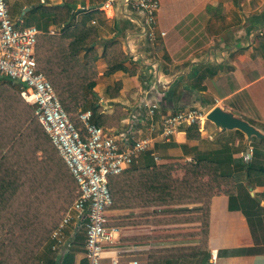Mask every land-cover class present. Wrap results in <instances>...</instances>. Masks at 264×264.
Listing matches in <instances>:
<instances>
[{
	"label": "trees",
	"instance_id": "16d2710c",
	"mask_svg": "<svg viewBox=\"0 0 264 264\" xmlns=\"http://www.w3.org/2000/svg\"><path fill=\"white\" fill-rule=\"evenodd\" d=\"M38 5L37 8L42 7ZM43 9L51 13L54 25L64 26L59 36L40 29L37 69L52 84L71 122L84 132L78 109L85 106L84 110L92 112V120L98 126L122 130L128 110L117 104L113 113L106 114L97 103L87 105L85 100L88 93L96 94V61L99 58L103 57L108 64L107 75L131 71L116 53L121 43H106L103 53L98 55L99 29L90 23L101 12L99 7L79 10L74 2L66 1L64 6ZM79 15L82 20L76 21ZM121 89L122 84L117 82L106 92L114 100ZM185 132L188 140L201 137L197 125L186 128ZM173 143L169 144L175 146ZM261 146L264 140L253 146L248 161L233 158L231 148L225 146L211 153H197L182 165L152 163L132 167L109 178L114 202L111 209L178 207L175 213L189 212L191 216L173 220L200 223V232L195 234L200 246L192 249V253H188L187 248L163 252L173 251V259L180 260L196 259L205 250L206 256L201 257L199 264H210V213L214 197L225 195L229 198V209L244 214L255 239L253 221L255 218L261 224L260 214L264 208L249 190L264 187ZM179 171L183 172L182 176L176 175ZM238 185L245 190L244 196H237ZM79 195L78 183L40 124L36 109L24 100L17 84L0 78V264H77L76 256L83 246L79 240L86 237L85 227L76 230L73 241L63 253L53 250L56 240L52 236ZM189 206L193 208H187ZM167 222L158 221L160 224ZM257 243L256 237L254 250H233L227 254L258 253L263 245ZM171 258L168 256L149 264H161ZM79 264L89 263L82 259Z\"/></svg>",
	"mask_w": 264,
	"mask_h": 264
},
{
	"label": "crops",
	"instance_id": "0c3cea01",
	"mask_svg": "<svg viewBox=\"0 0 264 264\" xmlns=\"http://www.w3.org/2000/svg\"><path fill=\"white\" fill-rule=\"evenodd\" d=\"M159 1L161 8L158 28L167 35L156 48H152L151 57L146 53H139L144 70L139 76L132 78L136 89L134 95H164L161 114L169 115L186 106L184 95L187 93L186 96L195 97V102L200 106L210 110L219 106L264 132V0ZM15 2L18 5L16 17L20 18L22 27L25 23L23 12L37 8L39 3L34 0H14ZM109 13L100 12L92 22L101 19L99 28L102 36L109 33L107 28L115 25L123 41V49L130 53V58H133V54L138 55V51L142 50L137 37L133 35L134 31L141 34L139 26L126 18L119 8L110 13L113 14L112 18ZM223 19L227 20L225 25ZM103 48L100 45L99 52ZM101 61L102 59L99 60ZM165 63L169 68L163 69ZM122 84L120 94L127 93L131 84L125 79ZM94 91H97V87ZM98 97L105 99L100 95ZM109 101L115 103L116 99H107ZM112 107H108L107 114L113 113ZM132 108L130 106L127 110ZM211 125L210 134L217 131L222 135H244L237 130L221 132L214 124ZM185 130L186 128L181 129L173 144L181 148L186 160L191 161L192 157L200 153L198 142H203L204 134L207 133L203 130L199 140H188ZM158 147L159 145L154 153H163L161 158H168V162L155 161L149 152L150 154H142L137 163L147 165L152 162L164 164L175 161L168 154L173 150L172 144H166L161 149ZM177 208L111 209L108 213L109 227L114 228L116 234L112 243L104 244L100 264H149L168 256L172 258L161 264H190V258L176 260L173 259V251L163 252L192 245L184 238L178 242L174 236H164L165 233H170V229L187 232L189 227L201 226L200 223L173 220L191 215L189 212L175 213ZM187 208L192 209L193 206ZM159 220L168 222L160 224ZM75 232L74 227L72 234H68L67 243L73 241ZM85 241L86 237L79 240V244L82 243L83 246L76 256L77 264L86 259ZM255 246L256 236L254 239L244 214L229 209L227 196L214 197L210 213L209 263L264 264L262 247L258 253L240 256L227 254L228 251L240 249L252 251ZM60 250L65 252L62 247Z\"/></svg>",
	"mask_w": 264,
	"mask_h": 264
},
{
	"label": "built area",
	"instance_id": "2783aa9c",
	"mask_svg": "<svg viewBox=\"0 0 264 264\" xmlns=\"http://www.w3.org/2000/svg\"><path fill=\"white\" fill-rule=\"evenodd\" d=\"M116 8L137 24L141 36L152 44L166 37L167 33L158 28L159 0H106L99 9L113 13ZM20 23L13 20L8 0H0V78L17 84L24 100L35 107L40 124L80 190L52 236L56 240L53 250L61 246L66 251L64 232L70 225L74 224L76 230L85 227V257L89 264H100L104 244L112 243L116 234L109 227L108 213L114 204L109 178L129 170L142 154L150 152L158 161L154 153L158 144L173 143L183 128L202 126L204 116L191 110L163 115L164 95L146 94L128 110L122 130L100 127L93 122L91 111H81L82 133L71 122L52 84L37 69V40L42 32L35 26L21 27ZM58 252L63 253L60 249Z\"/></svg>",
	"mask_w": 264,
	"mask_h": 264
},
{
	"label": "rangeland",
	"instance_id": "374dc122",
	"mask_svg": "<svg viewBox=\"0 0 264 264\" xmlns=\"http://www.w3.org/2000/svg\"><path fill=\"white\" fill-rule=\"evenodd\" d=\"M66 1H72L74 2V4L76 5V8L79 10H83L84 8H90L91 6H97L100 8V5L102 3H104L106 0H45L44 3V7H46L47 5H51L50 7L47 8H55L57 6H64ZM35 3H39L42 4V0H34ZM8 3H10V9H11V15L14 21H18V23L21 21L20 18L18 19V17H16L18 15V10H17V3H14V0H9ZM60 3V5H59ZM43 5L40 8H31L30 11L23 12L24 14H22L23 18H24V26L22 27H26V26H35L37 27L39 30L41 29L42 31H50L53 30L54 31V35L53 36H59L61 34V30L63 29L64 25H54L51 22V13L50 12H46L44 11ZM28 10V9H27ZM26 10V11H27ZM101 12L105 13V11ZM15 15V16H14ZM108 16V14H106ZM109 16L112 18V15L109 13ZM119 18V17H118ZM82 20V16H78L76 21H80ZM118 20V19H117ZM101 21V19H97L95 21V24L90 23L91 26H94L96 28L99 29V36H98V44L96 45V50L101 46L106 45V43L109 42H118L119 44L121 43V49L120 51H116L117 55L120 56L121 58L124 59V63L125 66L131 70L130 72H134L135 74L132 75V73L128 72V73H124V72H118L116 74H120V75H107L105 74L106 71L108 70V64L106 63V61L103 59V57L99 58L102 59L101 62L96 61V75H95V84L97 87V91H94L96 94L94 96L93 93H88L86 96V104L89 105L91 103H97L98 106L100 107V110H102L104 113L108 112V107L109 106H113L111 110L114 111L116 105H121L124 107V109L127 111V108H129L130 106H134L136 104V102H138L140 99L144 98L145 95L141 96V94L139 95H134L136 89L134 87V80H132L133 77H137L139 76V74H141L142 70H144V65H142V61L141 58L139 57V53L143 52L146 53L149 57H151V52H152V48H156V46L159 44L161 39H158L157 43L152 44L151 42H149L147 39H145L144 37L141 36L140 32L138 33V31H134V35L137 37L138 40V45L139 48L141 47L142 51H138V55H134L133 54V58H130V53H127L126 50L123 49V41L121 40V37L118 35L117 33V28L115 25H111L108 29L109 33H105L104 36H102V34L100 33V28L99 26L101 24H99V22ZM236 21V20H235ZM227 22L226 19H223V25H225ZM101 42V43H100ZM103 53V49L102 51L99 52L98 50V55L100 56V54ZM132 59V60H131ZM169 68L167 66V64H164V68L163 69H167ZM117 79H119V81H117ZM128 80L129 83L131 84V87L129 89V91L127 93H123V94H119V96L116 98L115 103L114 102H107V99H110V97L107 95L106 90L108 88H113L116 86L117 82L122 84L123 80ZM142 83V82H141ZM144 84V83H143ZM142 84V85H143ZM123 86V84H122ZM95 87V88H96ZM182 91H180L181 93ZM184 93V92H183ZM185 94V93H184ZM98 95L104 97L105 99H100L98 97ZM187 95V93H186ZM184 95V99H186L185 102V107L182 108L181 110H191V111H197L198 113H200L201 115L204 116V123L202 126H199V132L201 134V136L203 135L202 131L205 130V132L207 134H204V141L203 142H198L199 143V150L200 153H211L213 151L219 150L224 148L225 146H228L231 148L232 150V155L233 158H244L245 161L250 160V155H252V148L253 146L258 145V142L261 141V139L256 138V137H252L250 139V141H247L245 135H238L236 133H231V134H219L217 131H214L212 134L209 133V128H212L211 123L209 121H207V119L205 118L207 116V114L211 111L210 108H205L200 106L199 104H197L195 102V97H191V96H186ZM208 99V98H207ZM209 100V99H208ZM29 105V104H28ZM30 107H33L35 109L34 106L29 105ZM85 106L79 107L78 112H83ZM213 110V109H212ZM107 114V113H106ZM129 114V112H128ZM255 123V122H254ZM254 125V124H251ZM201 138V137H200ZM239 141V142H238ZM159 147L161 149V147L165 146L166 144H158ZM157 145V146H158ZM251 149V153L248 154L247 149ZM173 150L170 151L172 158L175 161L174 162H170V163H176V164H184L190 160H186L182 150L180 147L178 146H174L173 145ZM261 149L264 151V146H261ZM164 155L163 153H157L156 156L158 157L159 162H168L167 159L168 158H161L162 155ZM41 156V153L39 154V157ZM264 159V157L262 158ZM157 162V164L159 163ZM153 163V162H152ZM165 164V163H164ZM144 165L141 164L140 162L133 164L132 167H143ZM131 167V168H132ZM183 172L179 171L176 173V175L182 176ZM243 185H245V180L242 179ZM250 191V190H249ZM253 192L255 193V198H257L260 203L261 206L264 208V194H262L264 192V187H257L255 188V190H253ZM236 194L238 197L240 196H244L245 195V190L243 189V187H241L240 185H238ZM191 216V215H190ZM261 217V224H258L257 220L254 218L253 223L255 222V231H256V237L258 240V243L260 242L262 246V248H264V212H262L260 214ZM185 218V217H182ZM75 225L72 224L70 225L64 232V241H69V237L68 234L71 232H73ZM200 227H189L187 232H179L178 229H175V231H173L174 229H170V233H165L164 236H174L175 241L177 239L178 240H183L182 238H184L185 241H190L189 244H192L191 246H185V247H180V248H187V252L188 253H192V249L199 247L200 246V241L199 238L197 236H195V234L199 233L200 230H197ZM183 236V237H182ZM178 241V242H181ZM259 243V244H260ZM58 250L61 248V246H58ZM179 249V248H178ZM55 251V252H58ZM205 252V250H203ZM202 252L201 255L194 259V258H190V264H199V261L201 260V257L206 256V253Z\"/></svg>",
	"mask_w": 264,
	"mask_h": 264
},
{
	"label": "water",
	"instance_id": "95a60500",
	"mask_svg": "<svg viewBox=\"0 0 264 264\" xmlns=\"http://www.w3.org/2000/svg\"><path fill=\"white\" fill-rule=\"evenodd\" d=\"M28 11V10H27ZM207 121L214 124L221 132L237 130L242 132L247 141H250L252 137L264 140V132L251 125L249 122L235 116L232 112L227 111L219 106L211 110L207 116ZM248 154L251 153V149H247ZM252 155H250L251 157ZM251 196L254 197L255 193L250 189Z\"/></svg>",
	"mask_w": 264,
	"mask_h": 264
}]
</instances>
